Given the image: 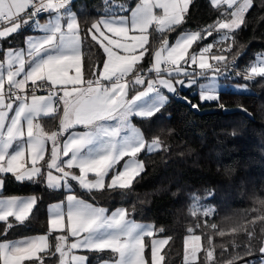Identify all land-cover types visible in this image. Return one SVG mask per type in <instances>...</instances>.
I'll use <instances>...</instances> for the list:
<instances>
[{
  "label": "snow or ice",
  "instance_id": "1",
  "mask_svg": "<svg viewBox=\"0 0 264 264\" xmlns=\"http://www.w3.org/2000/svg\"><path fill=\"white\" fill-rule=\"evenodd\" d=\"M210 2L216 8L226 4L228 9H233L228 14L230 18L218 19L206 29L183 32L170 44L166 33L185 22L192 0H138L131 8L114 5L117 11L83 28L71 10L72 0H0V38L7 39L29 24L34 25V31L42 33L25 37L24 48L6 50L5 60L0 62V173H11L18 181L44 176L50 189L68 187L71 191L70 181H76L89 193L117 188L131 190L134 180L144 170L138 154L164 147L159 136L147 141L131 125V118L150 119L160 112L168 102L161 89L180 98L179 88L186 86L185 79H179L181 76L207 77L212 72L214 81L219 72L216 65L226 64V57L211 55L215 64L210 63L213 44L198 51L193 45L212 35L213 30L221 33L218 43L231 39L245 24V14L253 6V0ZM125 12L130 15L122 14ZM45 14L49 19L41 24L40 17ZM150 28L161 35L157 48L150 44ZM86 41L99 45L105 57L101 67L87 65V76L83 71ZM231 50V44L220 49ZM146 54L152 62L144 70L142 61ZM193 66L199 69L198 73L195 69L188 71ZM151 73H155V78L146 79V74ZM237 75L246 81L264 77V53ZM29 83L30 96L26 91ZM190 83H195V79ZM137 86H143V90ZM41 89L47 95H37ZM130 91L135 94L129 97ZM199 96L201 102L219 101L214 83L201 85ZM183 99L192 108L199 107L186 97ZM61 110L58 131L48 132L38 122L41 116ZM78 125L85 131L71 132L61 141L64 133ZM122 161V168H118ZM110 173L114 174L106 184ZM192 199L195 202L192 214L196 215L200 211L198 198ZM36 201V197L0 199L4 231L14 223L27 221ZM66 201V207L63 202L50 206L49 234L67 233L55 237L54 252L49 234L14 241L4 239L0 240V264H44L46 253H59V264H88L87 256L70 255L77 249L114 253L116 258L106 264H147L144 240L154 235L152 225L129 219V211L123 207L109 215L107 209L74 194H69ZM211 212L210 208L203 209L205 216ZM10 217L14 221L10 222ZM260 219L264 221V216ZM69 234L75 238L71 243H68ZM248 235L251 237L252 233ZM200 239L197 235L186 237V261L188 241L193 242L195 258ZM167 243V239L152 241L150 264H163L165 257L160 253ZM259 251L264 253V247ZM206 258L209 262L213 259L210 248Z\"/></svg>",
  "mask_w": 264,
  "mask_h": 264
},
{
  "label": "trees",
  "instance_id": "2",
  "mask_svg": "<svg viewBox=\"0 0 264 264\" xmlns=\"http://www.w3.org/2000/svg\"><path fill=\"white\" fill-rule=\"evenodd\" d=\"M136 1L72 0L71 8L83 28L99 16L117 11L114 5L131 8ZM223 17L221 7H213L210 0H192L185 22L167 32L166 37L170 41L181 31L206 29ZM27 31L25 27L3 39L1 48L20 45L17 41ZM149 33L154 48L161 35L151 28ZM219 33L213 30L212 35L194 44L193 48L198 51L213 44L209 57L224 55L227 63L235 58V69L243 73L256 55L264 53V0H253V6L245 14V24L231 39L218 43ZM229 44L231 51H220L227 49ZM83 52V71L87 76V65L92 63L100 67L104 54L99 45H90L87 41ZM150 60L146 54L143 68ZM229 79L246 82L254 92L223 88L218 91L219 101L201 102L197 94L184 91L198 108H192L181 98L171 97L152 118L132 117L147 141L159 136L164 147L138 154L144 170L134 180L131 190L117 188L89 193L79 184L72 183L75 195L107 210L122 206L128 209L129 218L150 223L155 230L154 237H167L168 243L161 250L165 257L163 264H225L259 251L263 244L264 221L260 217L264 216V204L261 203L264 201V77L246 81L234 74ZM227 108L231 110L226 111ZM44 123H48L46 130H53L57 126V114L45 118ZM0 177L3 179L0 196L33 194L37 198L29 219L23 224L14 223L5 232V224L0 222V239L49 234L47 207L62 200L66 191L62 187L50 189L43 176L23 181L16 180L11 173L0 174ZM193 196L198 198L200 208L196 215L192 214ZM204 206L212 209L207 216L203 214ZM221 232L224 234L220 235ZM189 235L200 236V249L193 258L188 248L186 261L185 239ZM53 236V233L49 234L51 239ZM150 238L144 240L146 252ZM209 248L213 252L211 262L206 258ZM107 253L87 252L88 264Z\"/></svg>",
  "mask_w": 264,
  "mask_h": 264
},
{
  "label": "crops",
  "instance_id": "3",
  "mask_svg": "<svg viewBox=\"0 0 264 264\" xmlns=\"http://www.w3.org/2000/svg\"><path fill=\"white\" fill-rule=\"evenodd\" d=\"M138 2V0L136 1V3ZM135 3V4H136ZM135 4L133 5V7L135 6ZM71 10L73 11V12H75L72 8H71ZM126 15H130V13H128V14H126ZM106 16H99L96 20H99V19H101V18H105ZM49 19V17L47 16V14H45V15H42L41 17H40V23L41 24H43V23H46L47 22V20ZM96 20H94V21H96ZM93 21V22H94ZM92 22V23H93ZM27 28H28V31L26 32V34H24V36L22 37V41L21 40H18L17 42L20 44V45H17V46H8V47H5V48H1V44H2V40L4 39V38H0V62H3L4 60H5V51L6 50H8L9 48H13V49H18V48H24L25 47V43H24V41H25V37H27V36H29V35H36V36H38V35H41L42 33L41 32H39V31H34V25H32V24H29V25H27L26 26ZM186 31H194V30H184V31H181L180 33H178L177 35H175V37L172 39V40H168L169 41V43L170 44H172V43H174L175 42V40L183 33V32H186ZM159 44H160V41H159V43H157V45L154 47V48H157V47H159ZM105 58V57H104ZM103 58V59H104ZM151 62H152V58H151V60H150V62L148 63V64H146V66L143 68L144 70H147L149 67H150V65H151ZM209 62L210 63H212L211 62V60H210V57H209ZM5 67H6V65H5ZM101 67V66H100ZM195 69V66H193L192 68H188V71L189 72H193V70ZM195 71L198 73L199 72V69H195ZM197 76V75H196ZM148 78H152V79H154L155 78V74L154 75H152V74H146V79H148ZM182 78H183V76H182ZM184 79L185 80H188V78H185L184 77ZM202 81H205V80H201V77L200 76H197V78H196V83L198 82V83H201ZM205 83V82H204ZM29 85H30V83H29ZM6 87H8L7 86V82L5 83V89H6ZM137 88H138V90H143V86H137ZM219 90H221V88L219 89ZM218 90V91H219ZM161 91L165 94V95H167L168 96V100L172 97V95L171 94H169L168 92H167V90L166 89H161ZM184 91H187L188 93H190V94H197L198 95V98L200 99V96H199V92H200V90L199 89H197V86L195 85V84H193V83H191V84H189V85H187V87L183 90V89H181V90H179V92L178 93H180L181 94V96H186L185 94H184ZM29 96L31 95V93H27ZM37 95H47V92H45V93H36ZM135 94V91H130V93H129V97L131 96V95H134ZM183 94V95H182ZM30 102V101H29ZM14 107H15V105H14ZM13 113L12 112H10L9 113V116H11ZM54 114H57V126L53 129V130H51V131H58V128H59V119H60V116H62V110L61 111H58L57 113H54ZM53 114V115H54ZM52 116V115H51ZM47 117H50V116H41L40 118H39V120H38V122L41 124V126L45 129V126L47 127V125H48V123H44V119L45 118H47ZM137 118H139V117H137ZM109 123H112L111 121L109 122ZM131 125L132 126H134L135 128H137V126L134 124V122H133V120H132V118H131ZM138 129V128H137ZM46 130V129H45ZM46 131H48V130H46ZM51 131H48V132H51ZM83 131H85V129L83 128V126H75L73 129H70L69 130V132H66V133H64V135L61 137V141H63V139H66L67 138V136L71 133V132H83ZM149 141H151V140H149ZM47 147L50 149L51 148V142H48V145H47ZM137 159L139 160V161H141L138 157H137ZM122 166H123V161L121 162V164L120 165H118L117 167L118 168H122ZM0 174H3V173H0ZM54 174H56L55 172H54ZM114 173H110V175H109V177H108V179H107V181H108V183L110 182V177H111V175H113ZM90 178H91V176H90ZM43 180H44V183L46 184V180H45V177L43 176ZM0 181H2V183H0V191H1V189H2V185H3V179L0 177ZM73 182H75V183H77L76 181H70V188H71V191H69V188L68 187H62L65 191H66V194H65V196H64V198L62 199V200H59V201H55V202H53V203H50L49 205H48V207H47V220L49 221V211H50V206H52V205H55V204H60L61 202H63L64 203V205H65V207H66V204H67V201H66V197L69 195V194H74L73 192H72V183ZM78 184V183H77ZM47 185V184H46ZM75 195V194H74ZM77 196V195H76ZM11 197H17V198H28V197H35L33 194H15V195H3V196H0V199H6V198H11ZM77 197H79V196H77ZM80 199H83V198H81V197H79ZM83 200H85L86 202H88V203H91V204H94V203H92V202H90V201H88V200H86V199H83ZM96 207H102V208H105L106 209V207H104V206H101V205H97V204H94ZM122 206H117V207H115V208H113V209H111V210H107L108 211V214L110 215L112 212H114L117 208H121ZM124 208V207H123ZM129 218V217H128ZM9 219H13L14 220V218H9ZM129 219H131V218H129ZM131 220H133V219H131ZM134 222H136V223H138V224H143V225H150L148 222H145V221H137V220H133ZM48 226H49V224H48ZM45 234H47V233H37V234H29V235H24V236H20V237H15V238H10V239H7V240H10V241H14V240H23V239H26V238H31V237H35V236H40V235H45ZM53 234H54V236H53V238L51 239L50 237H49V243H50V245H52L53 247H52V249H51V251L52 252H54V245H55V243H56V239H55V237L56 236H58V235H65V234H67V233H64V232H53ZM147 237V236H146ZM75 238H73V237H71L70 236V234H69V240H68V243H71L73 240H74ZM0 240H4V239H0ZM145 242V241H144ZM87 252H91V251H88V250H85V249H77V250H73L72 251V253L70 254V255H83V256H87ZM105 252H108L107 254H105V257H103V258H101V259H97L93 264H106V262H110V261H112L113 259H115L116 258V256H115V254L114 253H111L110 251H105ZM44 255V257H45V259H44V264H58V260H59V254L58 253H56L55 255H51L50 253H46V254H43ZM144 257H145V260H146V262H147V264H149V261H148V258H147V252L144 250ZM68 259H70V256H69V258Z\"/></svg>",
  "mask_w": 264,
  "mask_h": 264
},
{
  "label": "rangeland",
  "instance_id": "4",
  "mask_svg": "<svg viewBox=\"0 0 264 264\" xmlns=\"http://www.w3.org/2000/svg\"><path fill=\"white\" fill-rule=\"evenodd\" d=\"M219 7H221V11L223 13V18H225L226 16L228 18H230V16H228V14L233 10V9H228L227 5L226 4H221ZM222 18V19H223ZM220 35L221 33H219L218 35V39L220 40ZM206 46V45H205ZM203 46V47H205ZM202 47V48H203ZM259 55V54H258ZM255 56V58L250 62L249 66L251 64H253L255 61H256V58L257 56ZM212 62V61H211ZM213 63V62H212ZM214 64V63H213ZM218 68H219V72L215 74V80L213 81L212 80V77H213V73L212 72H209L207 74V77H203V76H200V75H197V76H200L201 77V80H205V81H202L201 83H196V78L197 76L195 77H189L188 80H185V84L186 86L182 87V88H179V90L181 89H185L187 87V85L191 84V80L192 79H195V84L197 86V89L200 90V87L201 85H208L209 83H214L216 88L219 90L220 88L223 89V88H227V89H230V90H233V91H237V92H242V93H253V89L252 87H250V85H248L246 82H242V81H238V80H232V79H229V77H227L228 75V70L226 68H223L221 67V65H216ZM248 66V67H249ZM167 78V77H166ZM179 79H184V77L182 78L179 77ZM205 82V83H204ZM183 95V94H182ZM187 96H182L181 99L184 100L183 98ZM188 99V98H187ZM205 208H208L207 206H204L203 209ZM150 224V223H149ZM151 225V224H150ZM156 239V240H160V239H167V237L165 236H156V237H151L149 239V242H148V245H147V258H148V261H149V264H150V261H151V244H152V241ZM192 247H193V242L191 241H188V248L191 249L192 251ZM261 247H264V241H263V244ZM260 247V248H261ZM162 250V249H161ZM59 254V253H58ZM161 254V253H160ZM264 254V253H263ZM59 260H60V257H59ZM58 260V261H59ZM59 264V262H58ZM260 264H264V257L263 259L261 260Z\"/></svg>",
  "mask_w": 264,
  "mask_h": 264
},
{
  "label": "built area",
  "instance_id": "5",
  "mask_svg": "<svg viewBox=\"0 0 264 264\" xmlns=\"http://www.w3.org/2000/svg\"><path fill=\"white\" fill-rule=\"evenodd\" d=\"M219 65H221V67L226 68L228 70V76L229 77H232L234 74L240 73L239 71H237L235 69V67H234L235 65L232 63V61H229L226 64H219ZM151 74L154 75L155 73H151ZM5 90H7V87ZM26 91H27V93H31L30 85H29V89H27ZM45 92H47V91L44 89L37 91V93H45ZM178 95L180 98L182 97L179 93H178ZM172 98L173 99H180V98H177V96H175V95H172ZM263 257H264V254L261 253L260 251H257V252L247 254L246 256H244L242 258L233 260V261L225 263V264H260Z\"/></svg>",
  "mask_w": 264,
  "mask_h": 264
},
{
  "label": "water",
  "instance_id": "6",
  "mask_svg": "<svg viewBox=\"0 0 264 264\" xmlns=\"http://www.w3.org/2000/svg\"><path fill=\"white\" fill-rule=\"evenodd\" d=\"M230 110H231V108H227V109H226V111H230Z\"/></svg>",
  "mask_w": 264,
  "mask_h": 264
}]
</instances>
